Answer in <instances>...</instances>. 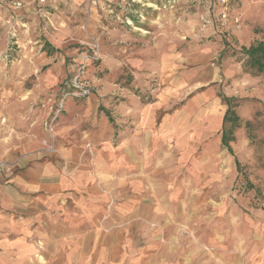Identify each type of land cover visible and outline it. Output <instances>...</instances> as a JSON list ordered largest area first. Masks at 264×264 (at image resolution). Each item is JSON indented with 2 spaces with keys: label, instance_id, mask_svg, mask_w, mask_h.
Here are the masks:
<instances>
[{
  "label": "rangeland",
  "instance_id": "obj_1",
  "mask_svg": "<svg viewBox=\"0 0 264 264\" xmlns=\"http://www.w3.org/2000/svg\"><path fill=\"white\" fill-rule=\"evenodd\" d=\"M31 1L38 16L26 12ZM8 2L0 0V149L12 138L22 141L26 131L38 132L33 122L42 118L46 137L38 150L59 155L54 124L67 116L71 130L87 133L98 130L106 118V136L116 149L123 133L135 132L136 118L119 111L121 104L133 101L141 106L158 103V125L165 114L188 127L200 120L199 138L188 158L176 165V177L178 186L201 190L194 208L205 221L206 243L183 225L178 237L197 243L209 255L217 252L252 264L256 250H264V129L250 139L244 127L238 128L233 155L221 147L219 129L226 109L222 95L237 98L242 119L252 120L258 111L264 117V74L246 70L242 50L264 41V4L227 0L228 20L223 23L220 0H56L53 7L45 6L46 18L35 0L18 9ZM93 45L98 56L82 67ZM76 74L90 92L71 98L66 108L70 95L63 87ZM82 141L74 169L86 160L96 178L94 154L100 145ZM235 158L253 190L238 179ZM19 159H0V171ZM203 160L205 175L194 185ZM63 172L70 174L65 168ZM103 193L108 196L106 219L117 203L112 193ZM214 231L223 242L211 237Z\"/></svg>",
  "mask_w": 264,
  "mask_h": 264
},
{
  "label": "crops",
  "instance_id": "obj_2",
  "mask_svg": "<svg viewBox=\"0 0 264 264\" xmlns=\"http://www.w3.org/2000/svg\"><path fill=\"white\" fill-rule=\"evenodd\" d=\"M54 3L48 0L47 5ZM36 8L32 1L26 4V12L38 16ZM71 103L67 99L65 107ZM159 107L121 104L119 111L136 118V129L123 133L116 149L106 136V118L89 133L72 131L68 116L56 121L59 155L38 150L46 137L42 118L33 122L38 132L26 131L22 141L7 140L0 159H20L0 171V264H239L178 237L183 225L206 243L205 221L194 208L201 190L190 185L182 189L176 177V165L188 158L199 138L201 121L188 127L165 114L158 125ZM82 140L100 145L94 154L96 178L86 160L74 169L86 142ZM204 161L199 163L202 168ZM202 175L204 168L192 183L198 184ZM103 190L117 203L106 219L108 196ZM211 237L224 240L219 231ZM256 251L252 264H264V250Z\"/></svg>",
  "mask_w": 264,
  "mask_h": 264
},
{
  "label": "trees",
  "instance_id": "obj_3",
  "mask_svg": "<svg viewBox=\"0 0 264 264\" xmlns=\"http://www.w3.org/2000/svg\"><path fill=\"white\" fill-rule=\"evenodd\" d=\"M243 55H244V66L246 70L254 75L264 74V41L259 40L256 41L249 46L242 47ZM73 76L69 78V81ZM81 79V78H80ZM72 88L68 82L67 86L63 87V92L66 90L70 92ZM89 95V94H88ZM88 95L84 96L87 97ZM70 98H81L78 96L70 95ZM222 101L224 102L226 109L222 116L221 126L219 129V142L222 148L226 149L231 155H233L232 142L235 139V131L241 126L244 127L245 132L248 138L253 139L255 137V133L264 129V117L262 112H256L254 115V119L252 120H244L242 119L237 111L236 107L238 105L237 98L235 97H227L222 95ZM108 118H110L109 114H106ZM235 168L238 172V176H240L239 180L245 181V187L253 190V185L250 182L247 174L242 170L241 163L238 160H234Z\"/></svg>",
  "mask_w": 264,
  "mask_h": 264
},
{
  "label": "built area",
  "instance_id": "obj_4",
  "mask_svg": "<svg viewBox=\"0 0 264 264\" xmlns=\"http://www.w3.org/2000/svg\"><path fill=\"white\" fill-rule=\"evenodd\" d=\"M26 0H9V5L15 9H18L20 7H22L24 5ZM39 6V12L40 14L46 18V11H45V6L48 3V0H35ZM261 3L264 4V0H259ZM221 4L223 5V10L220 12L219 16H220V20L225 23L228 20V14L226 12V8L225 5L227 3V0H220ZM232 22L235 25H238L239 19L237 17H234L232 19ZM93 54L92 55H85L84 57V63L83 66L85 65V62L93 59V58H97L98 56V47L97 45H93ZM70 87L72 88L70 90V92L68 93L69 95H73V96H78V97H84L86 95L89 94L90 92V86L88 84H86L85 82H82L79 79V74H76L73 76V78L70 81Z\"/></svg>",
  "mask_w": 264,
  "mask_h": 264
}]
</instances>
